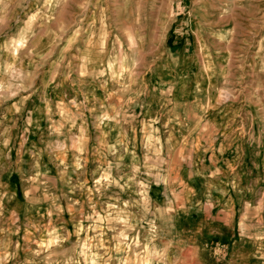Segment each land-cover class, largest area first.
Instances as JSON below:
<instances>
[{"label": "rangeland", "instance_id": "obj_1", "mask_svg": "<svg viewBox=\"0 0 264 264\" xmlns=\"http://www.w3.org/2000/svg\"><path fill=\"white\" fill-rule=\"evenodd\" d=\"M224 193L264 264V0H0V264H200Z\"/></svg>", "mask_w": 264, "mask_h": 264}, {"label": "crops", "instance_id": "obj_2", "mask_svg": "<svg viewBox=\"0 0 264 264\" xmlns=\"http://www.w3.org/2000/svg\"><path fill=\"white\" fill-rule=\"evenodd\" d=\"M83 133H85V131H83ZM218 200L220 201V203H219L220 206L229 207L227 214H229L230 216H231L230 206H231V208H233L232 222H234V224L229 223V224H223L222 226L210 224V225L202 226V231L210 234L209 237H210V240H211L212 245L214 247H212L210 250H206L203 252V255L205 257L198 259V260H200V264H219L222 261V259H225V257H226V254H224V253H226V250H221V249L224 247L226 248L225 242L228 239H224V238L219 237L217 235H213L214 233H216V232H218V233H224V232L235 233L236 231H239L240 227L242 226V225H236L235 224V217L237 215L236 208L239 205L238 204V200H239L238 197L236 199H233V197L231 195L224 193L221 196V198H218ZM246 213H248V212H246ZM230 222H231V220H230ZM234 243H236V242H234ZM236 244L233 245L232 249H235ZM229 248H230V246L227 245V249H229ZM227 264H232V263L229 262Z\"/></svg>", "mask_w": 264, "mask_h": 264}]
</instances>
